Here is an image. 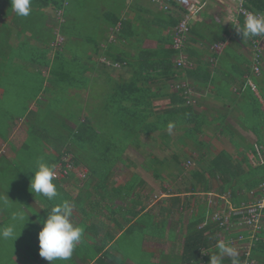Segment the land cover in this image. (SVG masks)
Masks as SVG:
<instances>
[{
  "label": "trees",
  "instance_id": "obj_1",
  "mask_svg": "<svg viewBox=\"0 0 264 264\" xmlns=\"http://www.w3.org/2000/svg\"><path fill=\"white\" fill-rule=\"evenodd\" d=\"M162 1L164 4L179 8L181 10L180 16L169 8L160 11L155 22H143L138 16L140 12H135L134 17H126L125 13L122 14L123 4L121 0H116L114 10L109 7L107 11L102 13L97 12V7L93 5V2L91 3L92 6H88L85 13L83 10H78L79 7L75 6V0H52L54 16H59L62 19L57 25V32H53V27L50 28L44 23L45 20H43L44 17L41 16V12L20 11L19 15L17 14L18 17L12 20L19 26L18 37L22 35V41L16 46L8 42L11 33L7 30L8 19L4 18L1 22L0 16V137L3 140L7 139L9 126L15 120L13 116L15 113L7 114L9 110L6 109L10 104L13 109L28 110L25 101L22 104L16 101L21 100L22 97L20 96L25 94L24 100L25 98L37 100L40 105H44L45 110H48L51 116L47 124L52 131L50 134L47 133V136H42V139L51 140L50 142L53 143H50V146L53 144H56L57 147L70 146L69 149H63L61 152L56 151L55 154L51 155L50 163L46 166L48 167L46 173L52 180L51 182L48 180H46L47 182L41 181L42 183L30 181L28 175L30 170L25 168L26 170L23 169L22 173L20 170H16L14 162L17 161L15 159L8 161L4 156L0 157V168L8 172L11 179L14 178L12 175L14 170L19 171L21 177L24 176V180H26L24 191L29 198L28 204L30 205L26 201L25 203L33 215H36L32 216L31 222L22 219L16 221L15 230L10 235L5 234L0 229V261L2 264H4L5 259L8 260V264H17L14 258L24 264H78V260L86 264L93 261L94 258V264H110L108 261L112 260L107 252L101 254V257H97L103 246L98 247L96 234L89 227V225L93 226L94 224L80 222L71 226V223L68 222V226L64 223L65 214L62 212L69 215L71 214L69 211L73 207L74 211L85 213V208L83 200L76 201V197H72L67 190L65 191L60 186V181L53 180L52 174L55 173L69 180L76 178L77 182L81 181L74 174V168L81 162L80 151L78 150L82 148L84 151L90 152L89 155L83 157L85 165L88 167L85 176L88 179L89 175L92 174L101 178L95 186L90 187L88 183L84 185L85 188L91 189L94 196H90L87 191L84 192V188L81 187L78 198L85 197L90 203L98 205L99 200L95 201V199L101 197V193L108 189L112 190L114 195L123 193L125 194L124 197H130V201L136 202L137 196L134 189L140 181L138 175L131 174V180L129 179L124 187L112 189L105 185V176L109 172L99 170L97 165L104 164L105 168H109L120 160L127 147L133 145L138 147L141 138L155 140L151 134H156L157 140H159L158 144L166 140L169 142L167 134L169 135L173 129L182 133L179 139L176 138L177 146L173 141L172 147H175L173 148L175 152L182 147L183 157L186 155L192 157L193 153H199L197 158L194 157L197 160L196 167L189 173L191 181L188 179V190L192 192L194 199L189 204L192 207V213L184 227L183 244L177 261L179 260L183 264H243V262L249 263L250 261L255 262L254 264H264V230L256 231L252 235L253 237L244 238L245 230H236L237 227L241 228L243 224L242 221H238L240 216L228 215L224 210L228 202L234 207L241 206L242 202L247 205L250 204V199L259 196L258 186L264 182V164L253 166L249 162L250 154L256 153L255 146L262 151L264 150V71L262 68L261 74L263 76L260 79V84L256 83L255 78L251 77L250 74L251 61L249 55H245L242 51V48H245L252 53L251 40L257 39L258 33L239 14V27L236 29L233 39L222 46L220 52L222 55L219 57L212 44L218 41L225 42L226 31L213 25L209 26L202 20L205 25H193L192 23L188 25L189 36L185 39L182 48L177 50L173 47L172 29L178 24L183 13L187 12L189 2L183 0V5H178L177 0ZM240 1L238 0V7ZM242 4L248 11L259 13L264 21V0H242ZM105 6L108 7L109 5ZM59 11L60 14H58ZM97 21L98 24L96 25L95 22ZM141 27H144V31ZM26 29L31 31L30 36L25 35ZM142 32L158 36L156 47L142 49L139 45L140 41L136 43L128 41L131 36L137 37ZM80 34L86 38L90 37L93 42L105 34L109 35L112 41L108 42V40L102 39L105 41L103 44H93L97 49L94 51L102 54L99 57H103L108 62L107 64L102 63L103 67L119 69L128 65L134 70L129 83L119 85L117 88L114 87L108 93V102L103 110L108 117H111L109 119L111 123L108 126L111 132L108 130L109 133L105 135L106 138L102 139L98 137L99 135L95 131L96 125L91 123L87 117L93 116L95 109H85V105L79 102L80 95L76 91L78 83L75 81L77 76L71 78L72 82H76V84L73 83L74 87H72L75 90H72L71 93L65 90L70 86L69 83H66L65 78H68L69 75H65V69L79 68V53L84 51L83 44L72 43L69 40ZM57 35L70 43L63 45L59 42L57 44L59 46L54 48L49 46V42L54 41ZM30 40H33L34 43L30 44ZM63 46L64 49L67 47L72 53L74 61H66L67 57H65ZM123 46L130 47L133 53L122 49ZM206 54L209 60L204 58ZM180 55L185 56L189 64L186 66L178 65L175 58ZM216 58L219 67L226 69L225 72L221 71L223 77L214 74V59ZM231 58L233 63L230 62ZM116 64L119 67H115ZM48 67L52 68L51 74L59 80L57 82H61V92L67 91V94L65 97L57 96V91H49V89L43 88L44 92L56 96V101L50 99L48 102H44L40 98L45 97V95L38 97V94L41 92L43 82L49 80L46 75ZM245 76L246 78L250 76L253 79L257 87V94L248 85ZM187 79L192 90L194 88L208 90L205 98H215L227 110L219 107L213 108L212 110L215 112L211 116L209 108L199 103L200 97L197 98L193 94L189 96L182 88H178L175 92L166 93L169 87L180 85L179 82ZM237 80L240 84L238 88L232 86ZM168 81H175V83L168 84ZM153 84L154 86H152ZM164 95L168 102L165 103L164 107L155 109L152 101ZM52 108L60 113L62 111L64 114L61 117L70 118L75 127L68 128L65 126L63 127L65 132L58 127H55L57 130L53 129V124L56 122L54 116H60L53 114L57 112ZM84 110L87 112L86 117L83 113ZM41 111H44V108H41ZM19 115L21 116L16 117L17 119L24 118L27 114L21 112ZM229 118L232 122L228 121ZM98 126L100 129V125ZM236 128L251 132L255 137L254 144L249 143L244 148V144H242L244 138ZM209 130L220 134L224 132L228 136L229 143L236 149L237 155L234 157L231 151L218 149L216 145L208 144L207 140L204 141V138L210 139ZM43 133L45 132H42L41 135H44ZM240 138L242 139L240 140ZM71 147L76 148L75 151H71ZM29 149L30 147H28ZM16 151H22V149ZM175 152L169 159L167 158V161L165 160L166 163L163 161L168 166L165 171H169L171 176L174 173L171 172L169 166L170 160L180 165L182 158L178 157ZM66 154L72 158L68 164L63 161ZM25 157L22 162L28 165L30 161L27 159H30L32 155L26 153ZM175 169L178 171L177 168ZM44 186H47L49 190ZM214 189L218 195L217 203L211 204L210 202L208 204L204 194L210 193ZM35 193L44 206L42 211L31 200ZM132 195L134 197H131ZM93 197L96 198L90 200ZM53 198L61 199L59 203L52 204ZM49 203L54 208L52 214L45 213ZM182 205L179 196L172 197L171 206L160 209L163 218L161 223L159 222L157 225L152 222L153 214H140L142 208L131 212L117 206L115 207L117 208L116 211L112 213L118 215V218L130 213L132 217H137L132 223V229L141 225L142 234L149 233L156 236L163 233L166 216L178 209L180 211ZM35 209L37 210L35 211ZM2 211L4 212L0 209V212ZM4 215L0 213V225L4 222ZM126 221L127 219H125ZM127 222H131L130 219ZM96 228L98 227L96 226ZM221 235H223V241ZM241 236L243 238H240ZM108 238L109 235H104L101 240L104 242ZM219 241H222V244ZM46 243L50 244V249L43 247ZM243 243L247 246L242 247ZM234 245L241 249H247L246 253L231 255L222 259L217 258L218 254L226 251L225 249H231Z\"/></svg>",
  "mask_w": 264,
  "mask_h": 264
},
{
  "label": "crops",
  "instance_id": "obj_2",
  "mask_svg": "<svg viewBox=\"0 0 264 264\" xmlns=\"http://www.w3.org/2000/svg\"><path fill=\"white\" fill-rule=\"evenodd\" d=\"M51 1L52 0H0L1 22L3 21L4 18L8 19L7 23H6L8 28L7 27L6 28H7V30H9L11 32L10 37L8 39V42L10 44H13L16 46V45L20 44V42L22 41V39H21L22 35L20 37H18L19 26H17L15 23L12 22V20H14L18 17L17 14L20 11H28L31 13L41 12V16H43L44 17L43 20H45L44 23H46V25L50 28L53 27L52 28L53 32H56L54 29V26L51 23H49V20H51L52 18L54 19V17H55L53 14V3ZM66 1H70V0H66ZM197 1H198V9H197V12L193 15L190 23H192L193 25L194 24L195 25H198V24L201 25L205 21L206 22L205 24H209V26L213 25L216 28L223 29L224 31H226L225 32V34H226L225 40H224L225 42H219L218 41V42L212 44L213 46L218 45L219 51H217L216 54H218L220 57L222 55V53H220L222 50V46L225 43L230 42L233 39L235 31L239 27L238 0H197ZM92 2H93V5L97 7V12L102 13L104 11H107L109 9V7H112V10H114L115 9L114 5H115L116 0H75V6L79 7L78 10H83L86 13L88 6L89 5L92 6V4H91ZM121 2L123 4L122 14L125 13L126 17H134L135 12H140L138 14V16L140 17V20L143 22H146V21L147 22H149V21L155 22L157 19V17H156L157 14L160 11H162V9L156 3L152 2L151 0H121ZM44 3L46 5H43ZM183 3H184L183 0H177L178 5L179 4L183 5ZM41 5H43V6H41ZM105 5H109V6L107 7ZM170 8L172 9L171 10L172 12H175L180 16L181 10L179 8H176L175 6H172V5H170ZM202 20H203V22H202ZM95 23L97 25L98 21ZM205 24H203V25H205ZM90 27L91 26L89 25V28ZM141 28L144 31V27H141ZM30 34H31V31L26 29L25 35L30 36ZM140 34L141 35H138L137 37L131 36L128 41L131 43H136L137 41H140L139 45H140V48H142V49L152 48V47H146L145 46V44L148 43L149 41H156L157 42L158 36H155V35L152 36V35H149L148 33H145V32H142ZM57 39L58 38H56L54 41H50L49 46H51L53 48L56 47L54 45H55ZM102 39L105 41L108 40V42L112 41V39L109 37V35H106V34L103 35L102 38L97 39L96 42H93L90 37L89 38L84 37L82 34H80L79 36H73L69 41H71L72 43L77 42V43L83 44L82 47H84V51L81 52V54L79 53V62L77 61L79 63V68L69 69V70L65 69V72H64L65 75H69V77L65 78V79L67 81L66 83H69L70 86L67 85L68 87L65 90H67L70 93L72 92V90H75L72 87H74V84H76V82L71 81V78L77 76V78H75V81H77V83H78V87H77L76 91L80 95V97L78 98L79 102H80V104L85 105V109L86 108L87 109L90 108L91 110H92V108L95 109L94 115L93 116L92 115L87 116V117L91 120V123H94L96 125L95 131L99 135L98 137H101V139L106 138L105 135L109 133V132H107L108 130H110V132H111V129H109L107 127L99 129V126L97 123L98 121H99V124L105 122V124L106 123L108 124L107 126H110L109 123H111V121L109 119L111 117H108L106 115V112L103 110V107L108 102V93L111 92L114 87L117 88V87H119V85L129 83L132 79L133 74H134L133 73L134 70H132L130 68V66H128V65H125V66L117 69V68H106V67H103L102 63L99 64L98 59L101 58L99 56L102 54H101V52L99 53V52L94 51L97 49H95L93 44L94 43H98L100 45L103 44V42H105V41H102ZM248 39H249V36H248ZM245 41H246V38H245ZM30 42H31L30 44L34 43L33 40H30ZM260 42L263 46V53H264V39L261 38ZM61 43L63 45H66L70 42H68V40H66V39H63ZM63 49H64V46H63ZM122 49H124L127 52L133 53L131 51L130 47H124L123 46ZM64 54H65V57H67L66 61H74L73 55L67 49V47H65V49H64ZM245 54L247 55V53H245ZM248 55H249V59L251 61V65H252L250 50L248 51ZM263 58H264V54H263ZM230 62H232V58L230 59ZM214 66H215L214 74H216L218 77H220L222 75L221 71H224V72L226 71V69L219 67V62H218L217 58L214 59ZM56 67H57V65H56ZM262 68L264 71V59L262 62ZM47 70H48L47 73L45 71H43V72L46 73L49 80H45L43 82V86H42V89L40 90L41 92L38 94V97H42L45 95V97L40 98L44 102H48L50 99H52L53 101H56L55 94L50 95V94L44 92L43 88L49 89V91H57V93H58L57 96L65 97V95L67 94V91L61 92V90H62V88L60 87L61 82H57L59 80L54 78V75L51 74L52 68L48 67ZM261 71H262V69H261ZM250 74H251V77L255 78L256 83H259L260 79H261L260 77L263 76V74H260L261 76L260 75L255 76L252 73L251 67H250ZM115 76H117V78ZM64 77H66V76H64ZM221 77H223V76H221ZM251 77L247 76V78H246V76H245L246 80L248 78H250L253 81V79ZM30 79L32 80L33 78H30ZM169 82L170 81H168V84H169ZM235 82H237V81H235ZM239 85L240 84L237 83V84H234L232 86L236 87ZM152 86H154V84ZM167 92H169V89L166 90V93ZM166 98L167 97L165 95L158 97V98H155L152 101V105L155 107V109H159L161 107H164L165 103L168 102V100ZM57 100H59V99H57ZM210 100L214 101V103H212V105H214L213 107L218 108L217 105H218V103H220V101L216 100L213 97H211ZM28 102H29V104H28V110L26 111V114H28L30 111H32V109L30 107L31 103H34V104L37 103L36 105H38L37 100H30L29 99ZM199 103L204 104L202 102V100H199ZM43 106L44 105L39 104V106H37V107H40L43 109L44 108ZM83 113H84V116L86 117V113H87L86 110H84ZM54 121L58 122V124L60 125L59 127L62 129L61 131H63V132H65L63 130V127H65V126H67L68 128L69 127L70 128L75 127L74 124L72 123L73 121L70 120V118H67L66 116L55 117ZM81 121H82V118H81ZM228 121L232 122V120L230 118L228 119ZM61 122H62V124H61ZM10 127H11V124L9 126V129H10ZM24 129L26 130V125L24 126ZM27 130H26V134H27ZM241 130L243 131L244 129H241ZM9 131L10 130H8V133H9ZM245 131L249 132L247 130H244L243 132H245ZM169 133L171 134V132H169ZM170 134L169 135L167 134V137L170 139L172 144H173V141L176 144L177 143L176 138H178L180 135L175 134V136H172ZM249 134L251 135V132H249ZM241 136H242V138H244V143H242L243 141L241 143L244 144L243 146L245 148L246 145L249 144V141H248L249 138H247L246 135H244V136L241 135ZM242 138H240V140ZM253 142H251V143H253ZM175 146H177V144ZM58 147H59L60 152H61V151H63V149H69L70 146H68V147L58 146ZM173 148H175V147H173ZM177 148H179V147H177ZM19 149H20V147L13 149L12 151H16ZM75 149L76 148L71 147V151H75ZM255 150H256V148H255ZM78 151H80L79 157L81 160V162L79 164H81L83 166V164L85 165V161H84L83 157H84V155H86V156L89 155L90 152L84 151L82 148L81 149L79 148ZM57 152H59V151H57ZM55 153H56V151H54L53 154H55ZM13 159H15V158H13ZM11 161H12V159H11ZM119 161L123 162L122 155H121L120 160H118L117 162H119ZM172 162L173 161L170 160V163H172ZM116 163H114L112 166H109V168H106V169H104L105 168L104 164L97 165V168L99 170L109 172V174H107L105 176V179H106L105 185L109 188H112V189H116V187H118V188L124 187L125 184H127L129 182V179L131 177V175H130L129 179H127L124 182H122L121 179H119L120 177L114 179V177L112 175V171H114L113 168L115 167ZM173 163H174L173 164L174 167L177 168V170H178L177 173L173 172L174 175L172 176V178H175L178 175V173H183V170H185V169H184V167L179 166L177 163H175V162H173ZM85 167L87 168V171H88V167L86 165H85ZM132 174H134V173H132ZM93 178L95 179V182L91 183V182H93L92 181ZM100 178L101 177H98L96 175L94 176L91 174V175H89L88 179L86 178L87 181L84 180L83 182H81V181L77 182L76 181L77 179L73 178L71 180H69V179L65 180L64 182H66V183L60 182V186L63 187L65 189V191L67 190L72 197H76L75 198L76 201H81V199L83 200L82 202H83V206L85 208V213H82V211H74L72 209L73 207H71V210L69 211V213H71V214L73 213L72 214L73 217L71 214L66 215L67 213L62 212L63 214H65L64 223L68 225V222H69V223H71V226H74V224H77L80 222L81 223L85 222L84 224H86V223L94 224L93 226L89 225V227L92 229L91 231L96 234L98 247L103 246V248L99 251L97 257H99V256L101 257V254H104V252H107L110 256V259L112 260V261H108L110 264H183L179 260L177 261V258L179 256V253L181 252V248H182V244H183V236L185 233L184 227L187 224L188 218L190 217V215L192 213V207L189 205L192 203L191 201L194 199L192 197V192H189V190L187 189V191L185 192V197L183 199H180L181 203H183L182 207L180 208L181 209L180 211H182V209H184V207H187L188 211L185 210V213H181L179 215V217L177 218V226L178 227L177 228L174 227L172 229H165V226L168 224L169 218L172 216V213H170L168 216H166V220H165V224H164V228H163V233H161L160 235L153 236L152 234H149V233L142 234L143 232L141 233V231H140L141 225L136 226L132 229V223L137 219V217H132V215H130V213H126L120 218H118V215H116L115 213H112L113 211H116L117 208H115V207H117V206L122 207L120 205L113 204V199L115 197H117L121 201V203H123L122 200H127L126 204L125 205L123 204V208H125L126 211L132 212L133 210L142 208V211L140 212L141 215H144L145 213H150V211H149L150 206H147L146 203H143V202L141 203L142 198L141 199L137 198L136 200L138 201V203L136 204L137 201L132 202L129 200L130 197H124L123 195H125V194L122 193V194L114 195V193H112V190L110 191L108 189H105L104 192L101 193L102 194L101 197H97V198L93 197L90 199V200H92V199L96 198L95 201L99 200L98 205H96V203H93V204L90 203L85 197L78 198L79 188L83 187L84 192L91 191V189L85 188V186H84L85 183H88V185L90 187L93 185L95 186L96 182L99 181ZM188 179L191 181L190 176L188 177ZM180 180H182V179H180ZM142 182H143V180L140 178V181H139L137 186L143 185ZM185 185L187 188L189 187L188 181L185 182ZM135 188H136V186H135ZM187 194H189V195H187ZM209 194H207V195H209ZM89 195L94 196L93 192L90 193ZM200 195H202V194H200ZM165 196L168 197L169 195H165ZM165 196H163L162 198H164ZM131 197H134V195H132ZM179 198H180V196H179ZM211 201H209L208 204H210ZM52 204L49 203L47 208H46L48 214L54 213V211H53L54 208H52V206H53ZM227 208H230V205L227 204ZM75 210H78V209L75 208ZM0 213L4 215L3 211ZM151 214H153L152 222L154 225H157V223H159V222L161 223L162 218H163V215L161 212L158 215H156L155 213H151ZM13 216H14V213H13ZM4 217H5V215H4ZM125 219H127V221H129V219H130L131 222H127V221L125 222ZM96 226L98 228H96ZM62 229L63 228H61V230ZM236 230H237V228H236ZM248 232H251V231H248ZM248 232L246 231L245 234ZM104 235H109V238L106 239L104 242H102L101 239H103ZM250 235H253V233H251ZM180 239H181V243H177V240H180ZM164 240H168L171 243L167 249L165 247H163V241ZM113 258H115V261H113ZM145 258H146L147 263H145ZM94 263H95V258L93 261L86 263V264H94ZM78 264H85V263L84 262L82 263L80 260H78Z\"/></svg>",
  "mask_w": 264,
  "mask_h": 264
},
{
  "label": "rangeland",
  "instance_id": "obj_3",
  "mask_svg": "<svg viewBox=\"0 0 264 264\" xmlns=\"http://www.w3.org/2000/svg\"><path fill=\"white\" fill-rule=\"evenodd\" d=\"M60 21H62V19L59 16H55L54 19L52 18L51 20H49V23H51L54 26V29L56 32H57V25L59 24ZM57 38L58 39L54 46H58L57 44L62 40V37L59 35H57ZM156 44H157L156 41H149L148 43L145 44V46L153 48L156 46ZM215 51H219L218 47H215ZM242 51L244 54L247 53L248 55L247 49L242 48ZM204 58L209 60V57H207V54L204 55ZM103 60H104L103 57L99 58L98 59L99 64L103 63ZM115 77L117 78V76ZM260 78L262 79V77ZM169 83L172 84V83H175V81H170ZM179 83H180V85H178L179 88H182L183 91L187 93L189 96L193 94L197 98L200 97L198 100H202L205 106L209 108V113L211 116L214 115L215 111L212 110L214 108L213 107L214 105H212L214 101L210 100V98H205L207 90H197L194 87H193L194 88L193 90L192 89L189 90L188 86H190L191 88L192 86L188 79L185 81H181ZM237 83H239L238 80L234 84H237ZM186 85L188 86L186 87ZM238 87L239 86H236V88ZM177 89H178L177 85L171 86L169 87V92H175ZM234 94L236 95V93ZM20 97H22L21 100H16V101H18L20 104H22L25 101V105L28 106L29 104L28 99L25 98L24 100L25 94H22ZM36 104L31 103L30 107L32 111L29 112L30 114L28 113L24 118H21V119H17L16 117H20L21 115L19 114L21 112H24L25 114L26 110L21 109V111H19V109H13L11 104L9 105L8 109H6V110H9L7 112L8 115H10L11 113L12 114L15 113V115H13L15 117V120L14 122L11 123V127L9 129L10 131L8 133L7 139L3 140L0 137V156H5L6 159L9 161H11V159L14 160L13 158H15L17 162H14L15 164L14 166H16V170H20L22 173H23L22 171L23 169L26 170L25 168L30 170L31 172L28 173L30 181L41 182V181L48 180L51 182L52 180L50 179L49 176H47V173H46V170L48 168L46 166L50 163V160L52 158L51 155L54 153V151H60V149L59 147H57L56 144H53L50 146V143H53V142H50L51 140H48V138L42 139V136H47L52 131V129H49V125L47 124V121L51 119V116L49 115L48 110H45L46 108L44 106H43L44 111H41V108L37 107L39 106V103L38 105ZM217 106L219 108H223L227 110V108L222 106L220 103H218ZM55 112L57 113H53V114H56L60 117L63 116L64 114L62 111H61L62 115L59 111H55ZM97 123L98 125H100L101 128H104V127L108 128V126H106L108 124L107 123L105 124V122L99 124V121H98ZM25 125H26V130L28 129L27 134H26V130L24 129ZM59 126L60 125L58 124V122H54L53 129H56L55 127L60 128ZM236 129L239 134L243 136L246 135V137L249 138L248 140L249 143L254 141L255 137L252 134L250 135L249 132H246V131L243 132L244 130L242 131L240 128H236ZM42 132H45L43 133L44 135H41ZM175 134L181 135L182 133H180L176 129L171 130L170 135L175 136ZM151 135L155 140H149V139L145 140L141 138V141L138 147H135L136 145L135 146L133 145L125 149V151L122 154L123 162L119 161L115 164V167L113 168L114 171H112V175L114 179L120 177L119 179H121V181L124 182L127 179H129L132 173L137 174L143 180L142 182L143 185L136 186V188L134 189L135 194L137 196L136 199L142 198L141 203L143 202V203H146L147 206H150L149 207L150 213H155L156 215H158L162 207L167 208L171 206L172 197L180 196V199H183L185 197V192L188 189L185 185V182L188 181V177H189L188 174L191 172V170H193L196 167L197 160L194 159V157L197 158L198 157L197 155L199 153H196V152L193 153L192 157L188 155H186V157H183L182 155L184 154V151L181 150L182 147H180L181 149L179 151L175 152L173 150V147H172L173 145L170 139H169L170 143L168 142V140H166L164 142L161 141L160 142L161 144H158L159 140H157L156 134H151ZM208 135L210 136V139L204 138V141L207 140L208 144H213L214 146L216 145L218 149H226L227 151H231L234 157L237 155L236 149L229 143L227 139L228 136L224 132L220 134L215 131L213 133L211 130H209ZM179 138L180 137H178V139ZM184 141L187 142V140H184ZM162 143H164L165 145H163ZM141 144L142 146H140ZM19 147L22 149V151H12L13 149H16ZM28 147H30L29 150H28ZM51 147L54 148V150H51L52 149ZM173 152H175V154L177 153L178 157L180 158L182 157L181 159L178 158L180 159L179 166H182L185 169L183 170V173H178V175L175 178H172L171 173H168L169 171L168 172L165 171L167 170L168 166H166V164L163 163V161L166 163V161L173 155ZM26 153H31L32 155L30 159H27V161H30L28 165L22 162L26 158L25 157ZM61 158L63 159V156ZM71 159H72L71 156L66 154L64 155L63 161L65 164H68L70 163ZM187 161H191V164L185 167V163ZM173 164H174L173 162L169 164L172 170L170 171L177 173ZM81 166L82 165L79 164L77 165L76 168H74V174L76 175V177H78L81 180V182H83L87 178V176H85V173L87 172V168L85 167L84 164L82 167ZM16 170L12 172V175L14 178L11 179L9 173L5 172L3 168H0V209L4 210L5 212L4 222L0 225V229L3 230L4 233L8 235H10L15 230L16 221H18L19 219H22L24 221L31 222L32 216L33 217L36 216V215H33L32 211L28 209L25 203V201L27 202V204L29 203L28 202L29 198H27V195L25 194V191H24L25 190L24 182H26V180H24V176L21 177V175L19 174V171L17 172ZM55 180H58L62 183H66L64 181L67 180V178L57 176ZM92 181L93 182L91 183H94L95 179L93 178ZM44 187L47 188V186H44ZM47 190L49 189L47 188ZM88 192L92 193L91 191H88ZM207 194H204V196L206 197V200H208V202L212 200L211 204L217 203L218 195L215 192V189L214 191L210 192L209 195ZM165 195H169V196L167 197ZM163 196L165 197L162 198ZM60 199L61 198H53L52 203L57 204L60 202ZM31 200L33 201L34 204H36L37 207H40L39 210L41 211L43 210L44 206L40 203L41 200L39 199L38 195H36V193L32 195ZM122 202L123 203H121V201L117 197L113 199V204H117L122 207H123V204L124 205L126 204L127 200H122ZM137 203L138 201L136 202V204ZM36 210L37 209H35V211ZM185 210L188 211L187 207H184L182 211H179L178 209L174 213H172V216L169 218L168 224L165 226V229H172L174 227L177 228L178 227L177 218L179 217L181 213H185ZM13 213H14V216H13ZM45 213H47V210L45 211ZM223 222L226 223L225 221ZM220 237L223 241V235H221ZM222 241H219V243L222 244ZM177 243H181V239L177 240ZM170 244L171 243L168 240L163 241V247H165L166 249L169 247ZM241 246L246 247L247 244H244ZM43 247L47 249L51 248V246L47 243L44 244ZM225 250L226 251H222L221 254L217 255L218 259L227 258V257H230L231 255H240L244 252L246 253L247 251V249L245 250V249H241L240 247L238 248V246L236 245H234L231 249H228V250L225 249ZM14 259L17 264H24L22 261L17 260L16 258ZM7 261L8 260L5 259L4 264H8ZM145 263H147L146 258H145ZM254 263L255 262L253 261H250L249 263L243 262V264H254ZM0 264H2V261H0Z\"/></svg>",
  "mask_w": 264,
  "mask_h": 264
},
{
  "label": "built area",
  "instance_id": "obj_4",
  "mask_svg": "<svg viewBox=\"0 0 264 264\" xmlns=\"http://www.w3.org/2000/svg\"><path fill=\"white\" fill-rule=\"evenodd\" d=\"M152 2L156 3L162 10H168L170 6L168 4H164L162 0H151ZM189 2V6L187 8V12L183 13L181 19L179 20L178 24L172 29V39H173V47L177 50L182 48L183 43L185 39L189 36V28L188 25L190 24V21L193 17V15L197 12L198 9V1L197 0H187ZM60 14V11L58 12ZM238 14L242 15L245 20L250 23L255 30L258 32V38L253 39L252 41V53H251V59H252V65L251 70L252 73L255 76H258L261 74L262 69V58H263V46L260 42V39H264V22L262 20V16L259 13H254L251 11H248L242 4V0L239 3L238 7ZM218 47V45H214L213 48ZM175 62L178 65L186 66L189 64L187 62V58L183 55H180L177 59H175ZM104 64H107L108 62L106 59L103 60ZM115 67H119V65H115ZM248 85L251 87V89L257 94V87L255 83L251 79H247ZM188 85H186L187 87ZM179 88V86L177 85ZM189 90L191 88L188 86ZM264 104V103H263ZM256 154H250L249 156V162L250 164L257 165V164H264V150H260L258 147H256ZM191 164L190 161H187L185 163V167L189 166ZM55 177L56 174H53ZM258 189L260 190V194L257 198H255L256 204L252 205H244L232 213L235 215H239L242 218V222L250 227L258 228L260 226V221L262 218V211L261 209L264 208V182L260 183L258 186ZM253 194V193H251ZM255 195V194H254Z\"/></svg>",
  "mask_w": 264,
  "mask_h": 264
},
{
  "label": "clouds",
  "instance_id": "obj_5",
  "mask_svg": "<svg viewBox=\"0 0 264 264\" xmlns=\"http://www.w3.org/2000/svg\"><path fill=\"white\" fill-rule=\"evenodd\" d=\"M264 22V21H263ZM258 33V32H257ZM61 42V41H60ZM191 162V161H190ZM53 174H55V173H53ZM53 174H52V178H53V180H55V178L58 176V175H56L55 177L53 176ZM60 177V176H59ZM258 196H256V198H257ZM256 200L255 199H250V204H248V205H252V204H256V203H254ZM228 205H230V208H228L227 209V207L225 208V212H226V214H232L233 215V211H235L236 209H238V208H240V207H242V206H246L247 204L245 203V202H242L241 203V206H238V207H234L233 206V204H230V202H228ZM247 205V206H248ZM228 210V211H227ZM263 210H264V208L263 209H261V211H262V218H261V221H260V226L258 227V228H255V227H250V226H247V225H245L244 223L242 224V227L241 228H238L237 227V229H239V230H245V232L247 231H251V232H248V233H246L245 234V232H244V238H246L247 236L250 238V237H253L252 235H250L251 233H255L256 231H263L264 230V213H263ZM238 220V219H237ZM239 222L240 221H242V218H241V216H240V219L238 220ZM240 238H243V236H241ZM245 243H243L242 245H244Z\"/></svg>",
  "mask_w": 264,
  "mask_h": 264
}]
</instances>
